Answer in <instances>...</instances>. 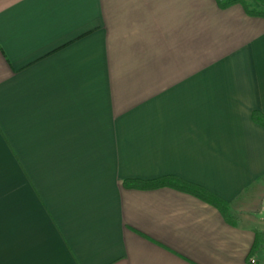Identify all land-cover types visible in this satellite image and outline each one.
I'll use <instances>...</instances> for the list:
<instances>
[{
  "label": "crops",
  "instance_id": "0c3cea01",
  "mask_svg": "<svg viewBox=\"0 0 264 264\" xmlns=\"http://www.w3.org/2000/svg\"><path fill=\"white\" fill-rule=\"evenodd\" d=\"M253 111L264 18L239 4L0 0V264H264ZM163 176L232 221L122 184Z\"/></svg>",
  "mask_w": 264,
  "mask_h": 264
},
{
  "label": "trees",
  "instance_id": "16d2710c",
  "mask_svg": "<svg viewBox=\"0 0 264 264\" xmlns=\"http://www.w3.org/2000/svg\"><path fill=\"white\" fill-rule=\"evenodd\" d=\"M264 3V0H259ZM218 6L226 8L233 4H239L245 13L249 16H256L264 18V10L251 8L246 0H216ZM252 120L258 125L264 127V113L260 111H253ZM122 184L129 188L134 189H155L160 187H170L176 190L189 193L200 200L207 202L214 206L223 215L226 221L231 222V214L229 210L228 203L218 197L217 195L211 193L202 186L190 183L176 176H163L150 180L142 179H125ZM264 241V233H257L256 241L252 246V251L259 247Z\"/></svg>",
  "mask_w": 264,
  "mask_h": 264
},
{
  "label": "rangeland",
  "instance_id": "374dc122",
  "mask_svg": "<svg viewBox=\"0 0 264 264\" xmlns=\"http://www.w3.org/2000/svg\"><path fill=\"white\" fill-rule=\"evenodd\" d=\"M246 2L248 3V5L251 8H256V9H263L264 10V3H262L259 0H246ZM254 262V261H253Z\"/></svg>",
  "mask_w": 264,
  "mask_h": 264
}]
</instances>
